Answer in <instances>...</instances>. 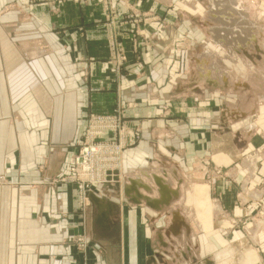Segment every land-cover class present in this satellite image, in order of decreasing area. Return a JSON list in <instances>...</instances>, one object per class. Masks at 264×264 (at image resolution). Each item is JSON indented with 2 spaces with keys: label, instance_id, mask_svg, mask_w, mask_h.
<instances>
[{
  "label": "crops",
  "instance_id": "crops-1",
  "mask_svg": "<svg viewBox=\"0 0 264 264\" xmlns=\"http://www.w3.org/2000/svg\"><path fill=\"white\" fill-rule=\"evenodd\" d=\"M113 2L123 15L154 10L160 18L140 30L155 40L173 3ZM102 7L101 0H0V264H213L217 252L206 245L212 232L197 234L225 210L212 208L207 188L183 193L190 150L171 121L156 118L161 98L153 84L137 97L125 89L133 76L121 83L120 104L136 105L127 114L129 131L138 128L144 139L122 153L114 182L82 202L75 185L61 179L66 153L84 132L82 113H105L116 103ZM133 36L119 38L131 64L124 70L151 73L134 61ZM85 68L90 93L69 96L65 90L80 85L78 69ZM75 236L85 248L74 245Z\"/></svg>",
  "mask_w": 264,
  "mask_h": 264
},
{
  "label": "rangeland",
  "instance_id": "rangeland-1",
  "mask_svg": "<svg viewBox=\"0 0 264 264\" xmlns=\"http://www.w3.org/2000/svg\"><path fill=\"white\" fill-rule=\"evenodd\" d=\"M101 4L116 103L105 113L96 109L82 113L86 116L84 131L94 124L93 117L118 114L127 134L122 151L137 145L144 136L138 128L129 131L127 114L134 113L136 105L120 104L121 83L125 76H133L125 89L137 97L145 96L147 87L154 85L161 98L154 110L156 118L171 121L182 146L190 150L191 175H182L187 187L183 193L189 197L190 192L207 188L214 198L212 208L225 210L223 216L209 217L207 231L197 232L198 237L212 232L206 245L217 252L213 264H264V0H174L162 12L168 18L167 26L159 30L156 40L140 30L160 18L154 10L123 15L113 0H101ZM229 29L223 38L216 35ZM126 31L134 35V61L147 64L151 73L124 70L131 65L119 40ZM238 33L245 37L243 41L237 39ZM146 50L150 57L143 61L140 54ZM77 63L85 62L79 59ZM78 70L81 83L65 90L69 96L83 90L90 93L86 88L89 69ZM147 75L150 81H145ZM82 140L78 138L66 153V177L75 166ZM122 155L114 164L116 175L123 168ZM195 223L203 227L200 218ZM75 237L72 241L77 245L81 238Z\"/></svg>",
  "mask_w": 264,
  "mask_h": 264
},
{
  "label": "built area",
  "instance_id": "built-area-1",
  "mask_svg": "<svg viewBox=\"0 0 264 264\" xmlns=\"http://www.w3.org/2000/svg\"><path fill=\"white\" fill-rule=\"evenodd\" d=\"M122 119L118 114L93 117L91 121L94 124L82 134L83 140L78 145L80 150L75 166L71 175L64 178V181L75 185L82 202L88 198L93 188L108 185L114 182L117 176L116 169L113 170L114 164L127 145V134ZM111 133L113 136H110ZM116 133L119 134L118 138ZM76 243L81 249L86 246L82 238Z\"/></svg>",
  "mask_w": 264,
  "mask_h": 264
},
{
  "label": "bare ground",
  "instance_id": "bare-ground-1",
  "mask_svg": "<svg viewBox=\"0 0 264 264\" xmlns=\"http://www.w3.org/2000/svg\"><path fill=\"white\" fill-rule=\"evenodd\" d=\"M242 20H244V17L242 18ZM236 24H238V22L236 23ZM228 29V28H227ZM230 31V29L229 30H222L221 32H217V34L216 35H219V38H223L228 32ZM239 34V33H238ZM244 38L245 37H242V36H240V34H239V37H237V39H239V40H241V41H243L244 40ZM240 41V42H241ZM246 43V42H245ZM244 43V44H245Z\"/></svg>",
  "mask_w": 264,
  "mask_h": 264
}]
</instances>
